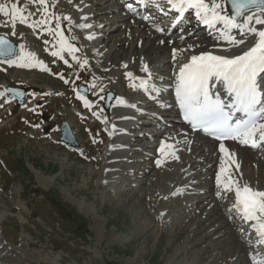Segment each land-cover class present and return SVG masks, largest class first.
<instances>
[{
    "label": "rangeland",
    "instance_id": "1",
    "mask_svg": "<svg viewBox=\"0 0 264 264\" xmlns=\"http://www.w3.org/2000/svg\"><path fill=\"white\" fill-rule=\"evenodd\" d=\"M5 4L4 0L0 2V5ZM25 4L26 0L21 7ZM57 14L60 16L62 11L52 13L50 7L44 20L57 28ZM46 23L40 40L43 52L50 46L45 44L50 36L47 31L51 28L49 26L46 30L49 25ZM1 31L11 33L12 28ZM21 32L26 38L25 43L20 38ZM14 39L23 43L21 53L29 49V42L34 44L37 41L34 32L26 34L21 28L16 31ZM62 45L57 39V49ZM62 64L56 67V72H60ZM2 68L0 87L4 84L21 86L25 81L41 89L47 88L49 92L41 95V102H48L43 111L50 115L46 120H38L41 125L33 124L31 127L27 120L33 122L35 119L26 117L23 121L22 110L15 106L5 103L0 112L1 115L12 111L0 121V142L5 146H0V232L6 239L9 238V225H14L12 229L18 231L12 242L6 243L0 238V246L13 255L18 253L7 261L12 264L226 263L228 257L224 253L228 247L220 243L223 237L218 240L213 235L209 241L200 243L206 231L216 227L218 221L203 230L200 222L204 204L198 203L189 211L183 209L185 200L182 198L173 204L160 200L155 190V183L164 188L162 183L165 180L160 179V172L149 173L137 186L129 183L136 182L135 177L116 184L104 182L101 174L104 153L100 155L97 146L88 141L91 138L89 122L80 134L70 104L73 102L66 105L73 100L70 89L74 88V83L65 90V81L59 76L34 72L24 74L14 68ZM90 79L95 85L97 79ZM34 95L31 93L29 97ZM65 119L84 145L77 152L57 143L58 125ZM50 124L52 130L43 134L41 126ZM34 127L35 130L32 129ZM251 154L254 153L246 151L245 155ZM92 158L98 160L99 165H91ZM15 159V163H19L17 167H20L17 170L10 164ZM53 201L68 222L62 220L52 206ZM165 204L171 205V215L177 216L182 210L173 225L156 217ZM215 243L220 244L214 247Z\"/></svg>",
    "mask_w": 264,
    "mask_h": 264
},
{
    "label": "bare ground",
    "instance_id": "2",
    "mask_svg": "<svg viewBox=\"0 0 264 264\" xmlns=\"http://www.w3.org/2000/svg\"><path fill=\"white\" fill-rule=\"evenodd\" d=\"M112 1L114 0H87L88 3H80L75 6L76 14L73 18L69 17L68 19V21L73 24L77 34L79 32L81 35L83 34V30L87 31L86 29L92 27L97 19H99V22L102 24H99L98 28H101V32H103L101 44L95 47L92 44L83 42V44H86L83 51H86V53L88 52L97 59V63L101 64L102 67H106V64L111 67L109 74L112 78L108 82L110 86L113 88L118 87V89L121 90L123 82L120 79L123 78L131 85V89L133 88L132 90L125 89L121 93L116 92L113 105L107 113V116L103 119L108 131V137L106 167L105 165L103 166L106 172H102L101 174L104 178L112 181V183H115L118 179H120V181H126L128 175L140 174V179H137V182L140 183L141 178L143 175L145 176V173L148 171V169L145 168L147 166L145 162L151 159L149 154H147L150 152H148V150L146 151V149L152 148L151 146H153V144L136 148L134 147V143L144 139L153 140L154 137L157 138L158 136H162L161 140L157 144H154L157 150L156 160H154L155 163L150 161L148 163L159 168V170L162 171V176L160 178L165 181L168 180V182L162 183L164 184V188H159V183L155 184V188L158 190V194L162 199L170 198L173 203L172 196L174 197L178 193L183 192L184 195L188 196L191 189L200 191L201 193L197 199L190 198L185 201L186 206L185 208L183 207V209L191 208L189 210H192L197 203L203 202L208 198L207 194H204L206 193L204 189L208 190L209 188H206L207 184L200 185L201 182L206 181L210 184L212 183V185L213 183L216 184L213 186H218L216 177L221 168L222 157H224L225 154L212 146L209 140H204L202 137H198L197 134L189 139L186 137L185 131L179 129L164 134V136L163 133L157 132L156 129H154L155 131L150 130L140 133L137 128L140 129L143 126L148 127V125H139L138 122L135 121L138 120L141 123L144 122L148 124L158 121L162 122V120L165 119L164 115H170L164 113V106L155 98L160 93V87L158 84L152 83L163 76L166 71H168L171 76L173 68L175 70L178 68L179 71L184 63L190 61L191 56L199 55L202 51L215 45L228 44L231 45L230 47L233 50L240 49L250 41V37L256 36L244 31V34H240L236 38H231L227 35L228 30H225L223 25L219 24L220 29L216 31V38H214L216 41L209 36V38L206 37L204 41L195 42L191 40V42H189L191 37L189 35L183 36L182 40L186 42L185 48L175 51L177 53H175L174 58V54L170 52V48L175 46L174 41L171 39L167 40V36H164L165 34H159L155 29L156 27L153 28L152 26H148L144 20L135 17L130 11H126L123 5H119L120 8L118 9ZM221 2L224 11L227 12L224 1L221 0ZM34 8L35 6L28 7L29 10ZM68 9L71 10V7L68 6ZM120 9L126 13L122 15ZM253 12L264 18V12ZM253 12L247 14H252ZM242 22L243 18L239 23ZM82 25H89V27H82ZM252 26L258 30L264 29V25L253 24ZM241 40L243 43H240L238 47L230 43V41ZM252 46L253 44L250 43L249 47ZM149 49H154L155 55L153 57H145ZM31 57V59L28 58V61L30 60L29 63L24 61V59L23 61L17 62V64L37 66L38 61L36 55H31ZM166 57H170L171 63L169 62L168 65V61L164 60ZM17 60L18 57L15 61ZM161 62L163 63L160 64ZM157 63L158 66L156 68H161V70L155 79L152 78V73L153 67ZM144 67H147V71L142 70ZM126 72L131 73V77H128L125 74ZM114 78L119 81V85L116 80L112 83V79ZM152 79L153 81L150 82ZM142 81L144 82L143 84H141ZM104 86L106 87L107 85ZM150 86L151 89H145V87ZM153 91L156 93L155 95ZM96 92L100 93L101 90H96ZM1 95L4 96L3 93H1ZM171 99L173 100L174 96ZM24 106H26V104ZM152 107H157L158 109H151ZM172 112L173 113L170 115L171 117L167 118L168 120L170 119V122L174 125L177 121V115L174 111ZM133 119L135 121H132ZM240 147V144L237 143L231 146L225 144V148L228 149L229 153H235V163L239 165V172H235V165L232 161H228L224 165L226 172L232 173L233 178L239 180L240 184L246 183L254 190L264 191V160H261L256 154L250 156L245 155L244 150ZM138 156H141V159L135 164L136 168L131 171L118 173V168L124 164L126 160H128L129 165L132 166L135 158ZM158 161L160 162L159 165L157 163ZM194 177H196V179H194ZM226 179L227 177L225 176V180ZM220 191L223 190L220 188ZM213 192L215 194L213 195L215 205L210 207L209 203L204 204V215L200 223L204 226L203 230L211 228L212 226L210 224L215 221H218V225L211 229V231L207 230L200 243L209 241L213 235H216L218 240L223 237L220 243L228 247L227 251L225 250L226 252L224 253L228 257L225 264H245L248 259H251L254 264H264V243H261L258 237L252 240L251 236L254 235V231L250 226H246L248 224H245L246 227L240 231L238 236H234L232 225L235 221V215L230 212L232 208L230 199L228 198L227 200V202L229 201L228 207L224 209L221 198L218 197V193L214 190ZM223 192L227 193L225 191ZM174 199L175 202H177V198ZM165 205L161 208V210L165 209L164 216L162 217L173 225V221L178 220V216L181 215L182 210L177 216L175 214L171 215V205H166L168 209ZM232 214L234 219L230 218ZM238 237L250 238V242L242 246ZM220 243H215L214 247ZM196 245H198V243H196ZM242 251H245L244 256L240 254ZM8 252V250L0 252V264H12L7 260L18 255V253L13 255Z\"/></svg>",
    "mask_w": 264,
    "mask_h": 264
},
{
    "label": "snow or ice",
    "instance_id": "3",
    "mask_svg": "<svg viewBox=\"0 0 264 264\" xmlns=\"http://www.w3.org/2000/svg\"><path fill=\"white\" fill-rule=\"evenodd\" d=\"M29 2L43 5V14L48 16L45 0H29ZM169 3H172L180 14H183L186 9H194L196 16L209 26L222 24L225 30L239 28L257 37L255 44L242 54L231 57L210 53L191 56L190 61L184 63L179 69L176 97L185 110V118L192 122L194 129L203 128L204 131L215 135L221 141L232 139L243 145L250 144L252 147H256L257 142L264 143V123H257L258 118H264V105L257 110V105L262 103V93L257 84V77L264 74V29L258 30L252 26L253 24L264 25V18L256 15L255 12L247 14L252 8L264 12V8L260 7L264 4V0H230L232 6L230 16L224 11L221 0H176V2L169 0ZM128 7L131 8V5ZM23 11L16 3L11 5V11L5 5H0V13L9 17L6 23L11 22L13 27H15L17 18L21 23H27L26 15L17 16ZM238 17L243 18L242 23L237 22ZM64 19L69 18L65 16ZM45 23L44 19L35 22L37 25ZM32 26L29 25V27ZM59 26L58 23L57 28ZM82 27H89V25H82ZM160 30L157 29V31ZM56 35L61 36L63 41L61 33H56ZM230 43L238 47L243 41H230ZM0 44L7 45V41L0 40ZM61 50L75 51L74 48L67 47L66 42ZM12 54L10 48L0 50V56ZM173 54L175 58V50ZM51 55L57 56L58 53L53 51ZM29 58H32L30 54ZM24 59L25 56L22 53L18 60L23 61ZM9 63L13 61L10 60ZM19 66L29 65L20 64ZM142 70L147 71V67ZM126 75L131 77V73H126ZM213 77L225 82L232 96V103L225 105L220 97L213 99L209 94V81ZM65 83L68 81L65 80ZM143 83L142 81L141 84ZM85 106H87V101H85ZM225 107L247 114L248 119L235 124L230 123L233 116L232 113L225 111ZM219 151L225 156L222 157L221 168L216 177L217 185L225 192L234 193L233 209L243 220L256 221L253 228L260 242L264 243V191L254 190L246 183L240 184L239 180L233 178L232 173L226 172L224 165L228 161H232L235 165V172H239V165L235 163V153H229L223 143H220ZM157 163L159 165L160 162Z\"/></svg>",
    "mask_w": 264,
    "mask_h": 264
},
{
    "label": "water",
    "instance_id": "4",
    "mask_svg": "<svg viewBox=\"0 0 264 264\" xmlns=\"http://www.w3.org/2000/svg\"><path fill=\"white\" fill-rule=\"evenodd\" d=\"M229 1V3H230V0H228ZM230 5H231V3H230ZM232 7V6H231Z\"/></svg>",
    "mask_w": 264,
    "mask_h": 264
}]
</instances>
